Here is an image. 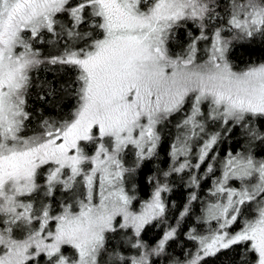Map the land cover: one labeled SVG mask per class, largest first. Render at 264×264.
<instances>
[{"label": "snow or ice", "instance_id": "snow-or-ice-1", "mask_svg": "<svg viewBox=\"0 0 264 264\" xmlns=\"http://www.w3.org/2000/svg\"><path fill=\"white\" fill-rule=\"evenodd\" d=\"M60 16L71 23L62 24ZM188 20L198 24L200 34L192 38L187 57L173 59L166 39ZM85 24L90 30L80 31ZM96 29L102 38L93 34ZM209 30L211 55L206 64L195 65L196 45L209 39ZM226 31L236 38L264 37V0H0V264H35L41 253L48 264H99L105 234L116 231L117 217L124 220L120 228L139 236L145 224L164 214L161 192L167 188L158 187L140 213L130 212L123 181L133 169L124 166L122 154L132 146L137 163L154 155L160 140L156 126L189 101L192 111L181 125L188 134L173 145L177 156H187L189 139L204 131V101L211 105L208 119L225 124L246 126L264 117V64L233 71ZM45 34L51 36L48 43L61 47L46 62L78 72V106L71 119L45 120L40 134L26 137L21 133L31 118L26 108L30 72L45 62L33 42H42ZM248 131L253 138L259 135L254 128ZM217 136L204 142L197 164L185 159L172 171L199 168ZM81 142L96 144L94 154L88 155ZM42 169L44 184L38 183ZM208 171H213L210 165ZM231 179H239L241 187H228ZM192 183L198 186L195 176ZM79 184L84 198L77 201L78 209L65 203L54 215L40 198L52 197L57 186L74 191ZM212 195L222 201L208 209L218 230L200 238L186 264H205L207 257L234 245L245 246L243 264H264V161L229 157ZM253 205L255 213L240 230L228 232ZM21 230L26 234L18 238ZM173 235L174 230L166 233L151 250L137 241L133 247L145 251L130 260L117 255V264H151L150 257L161 254ZM63 246L74 249L75 256H65Z\"/></svg>", "mask_w": 264, "mask_h": 264}, {"label": "trees", "instance_id": "trees-1", "mask_svg": "<svg viewBox=\"0 0 264 264\" xmlns=\"http://www.w3.org/2000/svg\"><path fill=\"white\" fill-rule=\"evenodd\" d=\"M220 15L223 16L224 13L221 12ZM58 19L65 25L71 23L67 16H60ZM217 24H219V21H214V26ZM86 30H90L88 25H81L80 31ZM209 32L211 30L208 31L210 36ZM99 33L100 30L96 29L93 34L97 38H101ZM199 34V27L196 22L191 20L181 22L179 26L171 30L167 40L170 52L181 56L188 55L192 38ZM233 34L234 36L231 39L226 38L230 41L227 60L232 68L240 71L264 62V37L236 38L235 33ZM50 38V34H45L42 42H33L34 49L40 52L41 58L45 59V62L36 66L30 72L31 85L28 89L26 108L31 113V118L25 122V128L21 133L26 137L40 134L45 120L63 122L71 119L72 113L78 106V98L74 92V89L79 87V82L75 79L78 72L68 66L46 62L47 57L59 54L61 51L59 45L54 46L48 43ZM209 40H211V37L197 43V53L200 54L203 44L210 43ZM83 43L84 41L78 42L80 45H83ZM70 83L73 85L72 89L67 87ZM187 116V107L184 105L182 112L174 113L164 124H159L160 140L155 149V154L140 161L139 166L132 167L131 184L137 186L136 189L134 188L136 202L140 203L147 200L157 185L166 184L164 214L158 219L147 223L139 236L135 234L134 229H122L118 224L115 225L116 231L106 233L105 250L99 258V264H117V255L125 260L136 257L132 253V246L137 241L142 242L149 250L154 249L165 234L171 230H174V235L167 241L164 251L159 255L151 256L150 262L151 264H181L191 254H194L199 247L201 234L197 235L199 229L195 221L198 215L202 213L206 196L213 188V183L220 177L225 161L229 157H242L249 154L255 160L264 161V138H262L264 137V117H254L246 126L238 123L232 125L230 129L225 126L200 166L196 177L198 186L193 185V168L184 170L181 173L172 171L174 167H177L176 161H173L172 157L173 145L177 144L179 137V130L177 127L175 128L174 120H183ZM249 128L256 129L259 135L253 138L249 134ZM200 143L201 140L196 143V146L199 147ZM82 144H85V142H82ZM95 145L88 143L91 149ZM196 146H194L195 149ZM130 152L131 149L127 148L124 155L126 156ZM212 163L216 166L214 171L208 174L206 179L201 180L202 173ZM41 171L44 172V175L38 177V183L44 184L47 171L45 169ZM166 173L167 175H165ZM129 185L127 184V186ZM80 187V191L76 188L74 191H67L57 186L52 197L44 198L41 195L40 198L51 205L54 215H58L65 203L74 204L72 200L84 198V187L82 184ZM195 193L196 199L192 200L191 197ZM185 211L187 217L182 220V213ZM245 211L243 210V212ZM248 218H244L243 223ZM215 229L213 225L203 233ZM193 237H196V239H193ZM244 251V245H234L229 249L221 250L215 256L207 257L205 264H243L241 255ZM62 252L68 257L75 256V250L69 246H63ZM35 264H48L46 254L41 253L36 257Z\"/></svg>", "mask_w": 264, "mask_h": 264}, {"label": "rangeland", "instance_id": "rangeland-1", "mask_svg": "<svg viewBox=\"0 0 264 264\" xmlns=\"http://www.w3.org/2000/svg\"><path fill=\"white\" fill-rule=\"evenodd\" d=\"M209 33H210V36L209 35L208 36L211 37V40H209L210 43L203 44V46H202L203 48L201 49L200 54L197 53V49H196V51L194 53V64L195 65H203V64H206L208 62V60H209V57L211 55V46H212V42H213L211 32H209ZM233 33H235V32H227L226 31L225 33H223V35H224L225 39L226 38L227 39H231L234 36ZM169 35H170V33H169ZM169 35H168V37L166 39V44H165V47L168 50L169 56L171 58H173V59H176L177 57H181V58L187 57L189 55V53L186 56H181V55H177V54H172L170 52V49L168 48V43H167V40L169 38ZM226 58H227V52H226ZM260 64H264V62H261V63H259L257 65H260ZM254 66H256V65H254ZM232 69L235 72H242V71L247 70L248 68H246L244 70H240V71L235 70L234 68H232ZM185 105L187 107L188 115H190L191 114V111H192L191 102L189 101ZM200 111L204 114V119L201 120V123L204 125V131L203 132H198V135L196 137H193V138L189 139V146H190L191 151H190V153L187 156H183V155L177 156L175 154V149L173 148L172 157H173V161H176L177 167H179V165L181 163H183L185 161V159L189 160L192 165L197 164L198 163L197 156L199 155L200 149L202 148L204 142L207 141L210 136L215 135V134H218L217 138L220 137L221 131H222V129L225 128V126H228V128L230 129V128H232V125L235 124V123L229 122V125H227V124L223 123L220 120L208 119V114L211 111V105H210V103L208 101H204V102L201 103V105H200ZM171 116H173V114ZM171 116H169L166 120H164L163 122H161L160 125L164 124V122H166L167 120H169V118ZM183 120H180V119H177V120L175 119L174 120L175 128L177 127V129L179 130V137H184V136H186L188 134V129L181 126ZM238 124H240V123H238ZM158 129H159V124L156 126V131L158 132V134H160V132H159ZM94 132H95V130H94ZM199 140H201V143L199 144V147H198V146H196V143ZM88 143L89 142H85V144H82V142H81L82 146L84 147L85 152L88 155H92L95 152L96 145H95V147L93 149H91L88 146ZM194 146H196V149L194 148ZM129 148L131 149V152L130 153L126 154V156L124 155V153L122 154L123 155V163H124V166L126 168H131L132 169L133 166H139L140 165V162L137 163V157H136V151H135L136 149H134L132 146H129ZM248 156H250V154L247 155V156H242V157H248ZM240 157H236V158H240ZM205 159H204V161H205ZM253 160H255V159H253ZM255 161H258L259 162V160H255ZM202 163H200V166H201ZM210 166H211L212 170L214 171V169L216 167L214 165V163H212ZM190 169L191 168H185V170H190ZM199 170H200V167L199 168H193V170H192L193 176L197 177V173L199 172ZM181 172H179V173H181ZM223 172H224V168H223V171L219 175L220 177H218L216 179V181L219 180L222 177ZM210 173L211 172H209L208 171V168H207V170L202 173L201 180L202 179L203 180L206 179L207 176H208V174H210ZM132 174H133V171L131 173H126L125 174V178H124V181H123V188H124L125 192L131 197V202L129 204V211L132 212V213L138 214V213H140L143 210V208L145 207V205L153 199V195H154L155 191L157 190V188L158 187H162V186H166V184L162 183V184L157 185V187L153 190L151 196L147 200L138 203V202H136V197H135V194H134V190L136 189L137 186L131 184V182H132L131 175ZM215 182L213 183V188L209 191V193L206 196L205 206H204V209L201 211L202 213L198 215V217L196 218V221H195L196 224H197V228L199 229V232H197V231H195V232H197V235H200L201 234L200 238L201 237H208V236L212 235L214 232H216L218 230V227H219V222L216 219H213L212 216L209 215V212H208V209H209V207L211 205H213L215 203H218V202H222V201L218 200L217 197H214L212 195V191L215 188ZM241 183L242 182L239 179H231V180L228 181L227 186L230 187V188L239 189L241 187ZM127 184H130V185L127 186ZM80 185L81 184H79V185L76 186V189L78 191L81 190ZM166 188H167V186H166ZM206 191H207V189L205 190V192ZM165 192L166 191L161 192V201L164 203V205L166 203L165 196H164ZM194 195L196 196V193ZM77 201L78 200H75V199L72 200V202H74V204H72L74 206V208H77L78 207ZM93 202L94 203H98L99 202V197L96 196L94 198V201ZM252 212H253V214L255 213V206L254 205L251 208H249L248 210H246L245 212H243V210H242V218L241 219H238L237 223L232 224L226 230L228 232H230V233H236V232H238L240 230V228L243 226V219L244 218H248ZM186 217H187V213L185 211V212L182 213V220L185 219ZM158 218H156V219H158ZM156 219H153L150 222H152V221H154ZM123 223H124V220H123L122 217H117L116 220L114 221V225H117V224L120 225V224H123ZM213 225L216 228L215 230H213V231L211 230V231H208V232L203 233L208 227L213 226ZM34 226L38 227V225H34ZM49 228L52 229V230H54V228H55V222L54 223L50 222L49 223ZM25 234L26 233H25L24 230H21V231H19V232L16 233V235H17L18 238H23V236ZM105 236H106V234H105ZM200 238H199V243H200ZM199 247H200V244H199ZM199 247H198V249H199ZM198 249L196 250V252L198 251ZM144 251H145L144 248L137 249V248L133 247L132 253H133V255H136L137 256L138 254H141ZM186 261L187 260H184L181 264H186ZM99 263H100V261H99Z\"/></svg>", "mask_w": 264, "mask_h": 264}]
</instances>
